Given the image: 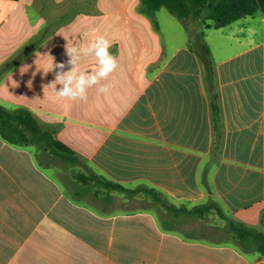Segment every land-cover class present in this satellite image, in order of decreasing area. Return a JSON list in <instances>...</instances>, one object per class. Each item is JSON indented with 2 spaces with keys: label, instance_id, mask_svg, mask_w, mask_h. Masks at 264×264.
Instances as JSON below:
<instances>
[{
  "label": "crops",
  "instance_id": "crops-1",
  "mask_svg": "<svg viewBox=\"0 0 264 264\" xmlns=\"http://www.w3.org/2000/svg\"><path fill=\"white\" fill-rule=\"evenodd\" d=\"M140 4L0 0V99L55 126L84 162L67 167L34 144H11L0 134V264H264L259 252L243 251L234 238L210 237L207 223L143 191L128 195L75 179L89 164L128 187H154L177 207L213 195L236 218L261 224L264 14L234 22L236 39L213 58L224 141L209 172L211 192L204 178L215 130L201 58L190 43L165 40L162 9L149 16ZM29 15H36L33 24ZM98 35L118 61L101 81L110 86L107 93L97 85L85 100L73 101L43 88L54 79V63L67 61V42L82 46ZM78 63L91 71L95 57ZM22 67L30 71L27 81H13ZM88 101L96 112L82 109Z\"/></svg>",
  "mask_w": 264,
  "mask_h": 264
},
{
  "label": "trees",
  "instance_id": "trees-1",
  "mask_svg": "<svg viewBox=\"0 0 264 264\" xmlns=\"http://www.w3.org/2000/svg\"><path fill=\"white\" fill-rule=\"evenodd\" d=\"M163 8L180 18L189 30V22L201 20L206 28H222L261 11L264 14V0H141V12L154 16ZM205 32L198 35L200 48L195 47L203 65V78L211 101V113L215 130V144L210 163L205 172L204 184H209L208 176L212 163L222 153L224 141L223 111L218 82L216 63L212 57L210 46L204 40ZM0 134L4 140L15 145H36L47 153L51 160H57L67 167L84 164L81 156L68 144L57 137L55 126L43 124L33 111L26 107L11 109L0 103ZM75 179L84 184H98L104 188L123 191L128 195L145 192L165 207L179 213L188 212L194 217L206 218L214 211L227 220V228L243 251L259 252L264 257V208L261 221L263 229H257L230 214L222 203L213 195L206 202L192 207L173 205L164 193L154 187L139 185L132 188L115 182L104 174L97 172L89 164L74 172ZM100 191V190H98ZM97 191V192H98ZM212 192V191H211Z\"/></svg>",
  "mask_w": 264,
  "mask_h": 264
},
{
  "label": "clouds",
  "instance_id": "clouds-1",
  "mask_svg": "<svg viewBox=\"0 0 264 264\" xmlns=\"http://www.w3.org/2000/svg\"><path fill=\"white\" fill-rule=\"evenodd\" d=\"M65 48L67 61L54 63V79L43 85V88H52L58 97L73 101L85 100L87 90L97 85H99L97 89L99 93H107L110 86L102 84L101 81L108 80L118 68L117 57L109 50L111 48L109 40L104 35H98L91 42L82 46H70L67 42ZM41 55L39 51L35 53L37 58ZM87 56L95 57V67L91 71L82 70L78 63L81 57ZM35 63H38V60ZM24 67L20 69L21 74ZM30 86L31 81L28 83V87Z\"/></svg>",
  "mask_w": 264,
  "mask_h": 264
},
{
  "label": "rangeland",
  "instance_id": "rangeland-1",
  "mask_svg": "<svg viewBox=\"0 0 264 264\" xmlns=\"http://www.w3.org/2000/svg\"><path fill=\"white\" fill-rule=\"evenodd\" d=\"M159 18L162 21L163 24V35L165 40L169 37V40H173V42H175V44L177 43H190L191 45H193L194 47H201L200 46V41L198 39V35L201 34L203 31L205 32V36H204V40L207 42V44L210 46L211 52H212V57L215 58L217 56H219L220 54H222V45H225L227 42L231 41V39H236V37L234 36V30H236L239 26L238 24H232L231 26H228L226 29L223 28H206L201 20H192L189 22V31L191 32V36H192V40L188 37L185 36V31H186V25L185 23L178 18L177 16L173 15L168 9L163 8L160 11ZM256 16H262V12L259 11L255 14ZM30 16V21L33 24L35 21V17L33 15H29ZM250 19L251 16H246V18L244 17V19ZM259 18H257L256 22H259L258 20ZM166 20H169L165 23ZM246 21V20H244ZM174 35L176 36L175 39ZM243 37V36H241ZM35 73V71H34ZM30 74V71H26L25 69H23V73L21 74L20 69L18 70V75H16V78L13 79V81H27V76ZM40 76V73H39ZM29 81V80H28ZM0 103L3 104L4 106L11 108V109H16L19 108L21 106H16L11 104L12 102H9L8 100H1L0 99ZM15 104V103H14ZM80 106L76 105V107ZM22 107H25L24 105ZM97 106H95V101H88V102H84L82 103V109L84 110H88L90 112H96ZM81 108V106H80ZM92 116L95 115V113L91 114ZM113 121V120H112ZM86 124V123H85ZM126 197V194H125ZM195 222L199 223V222H203V223H207L210 227V233L209 236L210 237H218V239H223V238H232V235L230 234V232L228 231L227 228V220L223 219L219 213L217 211H214L213 213H211L208 217L206 218H195L194 219ZM252 227H255L257 229L262 230L263 226H262V221L261 224H248ZM215 240H217L216 238H213ZM234 240V239H232ZM235 241V240H234ZM231 242V241H230ZM243 250V249H242Z\"/></svg>",
  "mask_w": 264,
  "mask_h": 264
}]
</instances>
